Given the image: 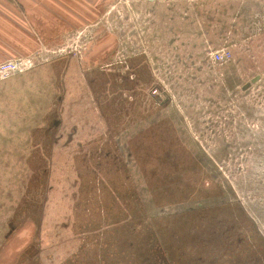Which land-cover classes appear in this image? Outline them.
<instances>
[{
	"label": "rangeland",
	"instance_id": "1",
	"mask_svg": "<svg viewBox=\"0 0 264 264\" xmlns=\"http://www.w3.org/2000/svg\"><path fill=\"white\" fill-rule=\"evenodd\" d=\"M101 12L0 79V264H264V0Z\"/></svg>",
	"mask_w": 264,
	"mask_h": 264
},
{
	"label": "crops",
	"instance_id": "2",
	"mask_svg": "<svg viewBox=\"0 0 264 264\" xmlns=\"http://www.w3.org/2000/svg\"><path fill=\"white\" fill-rule=\"evenodd\" d=\"M111 0H0V62L56 45L95 25Z\"/></svg>",
	"mask_w": 264,
	"mask_h": 264
},
{
	"label": "built area",
	"instance_id": "3",
	"mask_svg": "<svg viewBox=\"0 0 264 264\" xmlns=\"http://www.w3.org/2000/svg\"><path fill=\"white\" fill-rule=\"evenodd\" d=\"M229 53L222 51V52H217L215 55V60L216 61H224L227 58H229ZM23 66V62L14 58V59H7L2 62H0V79L1 78H6L16 72H18L21 67Z\"/></svg>",
	"mask_w": 264,
	"mask_h": 264
}]
</instances>
